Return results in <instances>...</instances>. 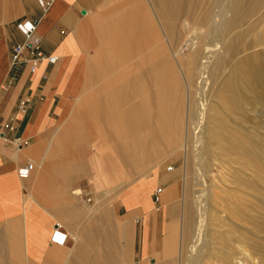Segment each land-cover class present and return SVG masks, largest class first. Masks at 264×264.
<instances>
[{"label": "crops", "instance_id": "0c3cea01", "mask_svg": "<svg viewBox=\"0 0 264 264\" xmlns=\"http://www.w3.org/2000/svg\"><path fill=\"white\" fill-rule=\"evenodd\" d=\"M111 1L115 0H52L41 10L35 0H0V127L13 125L6 135L27 142L15 145L0 138V243L9 240L13 250H20L23 264H118V252L128 264L134 260L149 264L155 261H149L152 254L164 260L171 252L169 222L180 216L175 178L156 175L154 182H144L150 183L145 195L125 200L144 185L127 186L115 197L111 195L108 203L109 195L104 197L102 191L112 182L90 168L81 174L70 168L76 161L68 157L75 155L81 161L90 152L87 148L92 149L82 146L102 149L117 141L111 140L115 137L108 129L129 126L131 107L146 96L147 74L159 60L152 61L150 56L161 41L157 39L161 25L150 1L134 0L131 11L109 20ZM20 19H37L40 49L56 56L54 64L42 63L33 74L24 66L9 65L12 46L23 41L15 26ZM151 30L156 37L153 43L149 42ZM111 64L123 67L103 72ZM43 72L46 81L39 79ZM103 75L113 82L91 91L89 81ZM142 82L145 92L134 88ZM24 94L31 95V106L20 113L16 104ZM27 161L33 162V168L27 178L20 179L16 168ZM87 171L92 188L95 184L100 190L90 207L83 204L80 188L79 196H73L75 188L71 189ZM157 187L160 192L154 199ZM69 215L78 219H67ZM85 221V227L76 224ZM57 236L64 240L56 241Z\"/></svg>", "mask_w": 264, "mask_h": 264}, {"label": "bare ground", "instance_id": "6f19581e", "mask_svg": "<svg viewBox=\"0 0 264 264\" xmlns=\"http://www.w3.org/2000/svg\"><path fill=\"white\" fill-rule=\"evenodd\" d=\"M153 1L163 24L160 23L158 46L165 42L167 48L159 62L150 67L146 96L132 105L129 126L108 129L117 141L96 148L94 157L89 155L85 161L104 181L124 185L125 178H129L127 172L144 169L155 159L152 155L161 152L159 145L171 142L172 153L182 156L183 176L191 170L195 186L191 197L196 215L194 222L185 224L181 235L180 247L187 246L186 264H235L234 260L244 264L236 256L245 249L244 236L237 226L249 222L257 230L264 228V219L247 216L242 194L247 188L259 192V183L264 181V136L256 129L259 121L255 122V118L264 122V47H258L264 45V29L257 31L264 24V0ZM151 8L154 11L152 4ZM154 14L160 22L155 11ZM149 36L153 43L154 31ZM249 36L252 38L246 42ZM140 84L135 83L134 88H141V92L146 84ZM213 92L219 104L211 108L214 114H208L205 102ZM192 103L202 105L195 116L198 106L193 109ZM248 112L254 113V123ZM214 160L224 167L225 181L232 184L219 188L213 197L216 201L223 193L222 211L234 222L220 235L205 223L206 176ZM247 169L252 178H247ZM137 175L142 177L144 173ZM149 184L143 183L134 194L145 195ZM182 186L180 207L186 203L185 183ZM72 194L79 196L80 191L76 189ZM215 221L219 223L220 219L216 216ZM10 246L9 240L0 243L3 250H11ZM5 257V252L0 253V264L8 263Z\"/></svg>", "mask_w": 264, "mask_h": 264}, {"label": "rangeland", "instance_id": "374dc122", "mask_svg": "<svg viewBox=\"0 0 264 264\" xmlns=\"http://www.w3.org/2000/svg\"><path fill=\"white\" fill-rule=\"evenodd\" d=\"M150 3L152 4L154 11L160 21V23L162 24V19H161V15L160 12L158 11V9L156 8V5L154 4L153 0H149ZM134 0H127V1H111L109 3V5L107 7H109L111 9L110 13H109V20H113L114 17H118L121 14L127 13L129 11L132 10V7L135 4ZM133 5V6H132ZM116 13V14H115ZM175 23H178V20H174ZM264 23V21L262 22ZM163 25V24H162ZM261 27V28H260ZM258 28V32H262L264 29V24H262ZM104 29V27H103ZM99 34V39L101 37V30L98 32ZM252 36H249L246 38V42H249L251 40ZM102 43H106L105 41L103 42V39L101 40ZM264 47V45L258 46L260 47ZM262 47V48H263ZM167 48V45L165 44V42H163L162 44H160L159 46L153 48L150 52V56L152 57V61H156L158 59H161L163 57V53L164 50ZM257 48V47H256ZM98 50V49H97ZM96 52L93 54V56H95ZM114 60V59H113ZM126 60V59H125ZM123 60V61H125ZM159 62V60H158ZM109 66V67H108ZM103 72L105 73H112V71H114V68L116 69H120L121 67H123L121 64H111L108 65ZM153 67V66H152ZM121 70V69H120ZM125 71V70H123ZM157 74V73H156ZM151 75V79L153 81V77L156 75ZM106 77L108 75H105ZM111 76V75H110ZM107 82L112 83L113 81H107L104 77V75L102 76V78L100 79H94L89 81V83L92 85L91 91L95 88H97V86L102 85V84H107ZM150 82V81H149ZM194 89V86H193ZM193 96L195 95L194 91H193ZM72 98V97H71ZM209 100L207 102H205L206 105V113L208 114H214L212 109L214 106H216L217 104H219L218 98H216V95L211 93V95H209ZM73 99V98H72ZM215 102V104H213ZM193 104V103H192ZM193 109H195L197 106L198 111L195 110L194 112V116L195 114H197V112H199L200 108H201V104H193ZM200 107V108H199ZM212 108V109H211ZM208 109V110H207ZM248 116L250 117L251 121L254 123V113L252 114L251 112H248ZM231 119H234V116H231ZM258 122L257 124V131L262 134V136H264V122H261L259 119L255 118V122ZM249 124V123H248ZM111 140H117L115 138H111ZM264 145V142H263ZM71 147V146H70ZM74 147V146H72ZM84 148L87 147H92L91 148H87L90 150V152L85 153L82 157H81V161L80 159H78V157H68L69 159H71L72 161H76L73 162L70 165V168L72 169L73 173H83V169L87 168V169H92L95 171V174L97 175V172L95 170V168H93L94 166H89L88 163L85 161V158L89 155H92V157H94V148L96 147L98 148V146H92V145H84L82 146ZM153 147V145H152ZM161 152L156 153L154 155H152V159L150 160V162H148V164L146 165V167L144 169H140L138 172L137 171H129L127 173H129L128 177L129 178H125L127 179L126 182L124 183V185H119V184H113L111 187L107 188L108 190L103 189V196L106 197L107 195H109V199H108V203L110 202V196L113 195V197H115L121 190H123L124 188H126L127 186H132V188L136 189L138 188V186H140L141 183H144L145 181L149 180V179H155L156 175L157 176H161V175H165L168 176L169 178H175L177 180V184L179 186V188L182 190V185L185 183V205L183 207H180V215L178 217H174L170 222H169V226H170V230L172 232V237H173V241H172V245H171V252L167 253V256L164 257V260L159 254H156L154 256V254L151 255L150 257V262L154 261L152 263L149 264H186L185 258L187 256V246H183L180 247L181 245V235L183 234V227L185 226V224H187V222L193 221L194 222V218L196 215V209L194 208V204H193V198L191 197L193 194V191L195 189L194 186V182H193V173L191 170L190 173L187 172L186 176H183L182 174V170H181V163H182V156L180 154L176 155L174 153H172V147L173 145L171 144V142H163L159 145ZM96 155V154H95ZM158 157V158H157ZM219 163L217 162V160H214L212 162V165L209 168V172L206 176V183L208 184V196H207V201H206V210H207V216H206V227L210 230H214L217 232L218 235L220 234H224L229 230V226L233 225V219L229 220L228 215L226 214V212H223L222 209H225V200L223 197V193H221L218 197V199L215 201V199L213 198L215 196V194L219 191V188H223V187H227V186H231L232 184L229 183V181H225V177H226V171L224 169V167L222 165H218ZM167 166H171V170L170 171H166ZM222 166V167H221ZM223 169V170H222ZM245 174L247 176V178H252L253 175H251V170L247 169L244 170ZM144 173V175H142V177H140L139 175H137V173ZM87 175L82 174L79 175L77 177V180L74 182L77 186L76 187H72L71 189H78L80 191L81 194V190L83 191L82 193V202L86 207H90L93 206L95 204L96 201V197H95V193H97L98 195H100V190L98 189L97 185L94 184L93 188H92V181L89 179V175H88V171L85 172ZM125 177V176H122ZM185 177V179H184ZM254 178V177H253ZM152 179V182H154ZM184 180V182H183ZM187 180V181H186ZM183 182V183H182ZM110 184V183H109ZM79 186V187H78ZM153 186V183H152ZM151 186V187H152ZM150 187V189H151ZM81 190H80V189ZM187 188V189H186ZM259 192L254 193L252 190H249L250 188H247V190H245V193L243 194V199H244V206L246 211H248L247 216L249 215V217L253 218V220H261L264 219V181H260L259 183ZM192 189V190H191ZM180 190V191H181ZM188 194H187V191ZM93 192V193H92ZM112 193V194H111ZM135 192L133 191L132 194H130L125 200L136 196L134 194ZM263 193V194H261ZM259 194V195H258ZM262 195V196H261ZM95 197V198H94ZM111 197V199L113 198ZM138 197V194H137ZM192 198V199H191ZM213 198V199H212ZM257 198V199H256ZM87 201L89 203V205H87L84 201ZM99 200V199H98ZM106 200V198L99 200L101 203H103L102 201ZM191 200V201H190ZM191 202L193 204V206H191ZM105 203V202H104ZM223 206V208H222ZM80 211V210H78ZM188 215V217H187ZM184 216V218H182ZM218 217L220 219V222L217 223L215 221V217ZM70 218H75V215L72 216H68ZM84 219H88V217H83ZM78 219V218H75ZM76 224H79L78 227H85L88 223L85 221L84 223L82 222H77ZM76 224H74L72 227L73 230L76 227ZM241 227L237 226V231H240L242 233V235L244 236V252L240 251V253H237L236 256L240 258L241 261H243L244 264H264V228L263 229H255L253 223H249V222H243L240 223ZM182 225V226H180ZM180 228L182 230V232H180ZM166 236V235H165ZM180 239V240H179ZM118 248H120V244L122 242L119 232H118ZM184 244V243H183ZM7 254V257H5L8 260L7 264H23V260H21L22 256H19V253L16 250H3L0 249V253H4ZM238 252V251H237ZM118 254L121 255L120 252H118ZM120 255H119V263L118 264H128L126 262V260H122L120 259ZM23 258H25L23 256ZM120 260L122 261V263H120ZM141 260V259H140ZM139 260V261H140ZM25 261V259H24ZM136 262V263H134ZM134 264H137V260H134ZM25 263V262H24ZM234 263L236 264L235 260ZM105 264V263H104ZM144 264H148V262L146 261V263Z\"/></svg>", "mask_w": 264, "mask_h": 264}, {"label": "built area", "instance_id": "2783aa9c", "mask_svg": "<svg viewBox=\"0 0 264 264\" xmlns=\"http://www.w3.org/2000/svg\"><path fill=\"white\" fill-rule=\"evenodd\" d=\"M37 5L41 10L47 8V6L52 2V0H35ZM37 19L28 20L20 19L15 23L17 30L22 34L23 41L21 43L14 44L12 46L10 55H9V65L11 67H20L24 66L27 69V72L33 74L37 72V69L40 64L52 65L56 61V56L51 54L44 53L39 47V38L35 34V26ZM39 79L41 81H46V73H40ZM31 95L24 94L19 98L16 104V109L20 113H24L31 106ZM13 130V125L3 124L0 127V138L2 141L7 142L9 140L15 145H25L27 142L25 139H20L17 137L9 138L6 133ZM33 168V162L27 161L25 164L20 165L16 168V174L20 179L27 178ZM166 171L171 170V166L165 167ZM160 192V188L157 187L153 191V198H157V194ZM64 236H57L56 241L62 242Z\"/></svg>", "mask_w": 264, "mask_h": 264}]
</instances>
